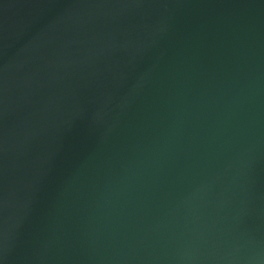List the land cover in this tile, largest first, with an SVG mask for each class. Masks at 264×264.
I'll list each match as a JSON object with an SVG mask.
<instances>
[{
    "label": "water",
    "instance_id": "water-1",
    "mask_svg": "<svg viewBox=\"0 0 264 264\" xmlns=\"http://www.w3.org/2000/svg\"><path fill=\"white\" fill-rule=\"evenodd\" d=\"M0 264H264V0H0Z\"/></svg>",
    "mask_w": 264,
    "mask_h": 264
}]
</instances>
